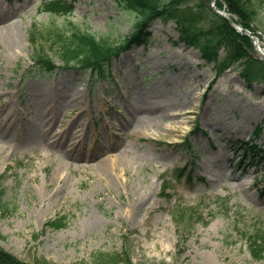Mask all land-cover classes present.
Segmentation results:
<instances>
[{
	"label": "rangeland",
	"instance_id": "374dc122",
	"mask_svg": "<svg viewBox=\"0 0 264 264\" xmlns=\"http://www.w3.org/2000/svg\"><path fill=\"white\" fill-rule=\"evenodd\" d=\"M41 2L0 0V18L23 37L15 54L0 31V192L8 209L0 213V246L33 264H264L249 246L264 234L262 85L246 83L241 64L217 76L218 64L163 20L147 27L146 46L113 62L106 81L62 67L32 73V30L62 65ZM253 4L264 45V0ZM69 20L112 43L136 27L114 0H76ZM178 102L190 104L188 118H169ZM106 147L122 164L90 161ZM201 156L200 164L215 160L207 172L190 167ZM236 175L253 181L251 189ZM59 218L64 227H45Z\"/></svg>",
	"mask_w": 264,
	"mask_h": 264
},
{
	"label": "trees",
	"instance_id": "16d2710c",
	"mask_svg": "<svg viewBox=\"0 0 264 264\" xmlns=\"http://www.w3.org/2000/svg\"><path fill=\"white\" fill-rule=\"evenodd\" d=\"M189 0H115L123 10L131 12L137 17L136 30L132 36L115 45L108 39H97L94 34L82 32L78 29L71 38H66L65 32L55 27L49 34H53L52 46H56V53L65 69H81L91 71L96 78H106L107 65L113 56H118L122 49L134 42H141L147 33L144 27L155 19L175 20L180 30V40L190 46L198 48L207 62L218 64L219 73L228 70L236 64L242 65L241 76L250 85L253 83L264 86V62L257 59L254 47L249 37L239 34L224 18L214 14L211 9L204 8V1L200 0L196 7L183 8ZM58 7L60 5H57ZM217 7L226 9L236 16L244 28L253 30V23L257 18V10L253 0H218ZM64 13V11H59ZM202 24L200 28L196 25ZM31 41L36 50L33 57L34 71L50 74L58 69L53 56L47 54V49L38 44L35 34ZM221 52H225L223 60ZM0 192V212L7 209L2 204ZM50 227L63 225L59 218L48 223ZM252 256L257 260H264V234H257L250 243ZM0 264H27L20 261L13 254L0 247Z\"/></svg>",
	"mask_w": 264,
	"mask_h": 264
},
{
	"label": "bare ground",
	"instance_id": "6f19581e",
	"mask_svg": "<svg viewBox=\"0 0 264 264\" xmlns=\"http://www.w3.org/2000/svg\"><path fill=\"white\" fill-rule=\"evenodd\" d=\"M0 25L1 27V33L4 37V41H5V49H7V51H12V52H16L15 54H18V52L20 51V49H23V37L22 34L20 32L19 26L17 24H15V22H11V20L9 19H5V18H0ZM9 48V49H8ZM257 49L259 50V52L261 54L264 55V46L261 45L260 42L257 41ZM19 50V51H18ZM18 51V52H17ZM55 88V87H54ZM49 91H53V89L49 90ZM50 103H52V109L53 112L56 113V115H58V108H57V101L52 97ZM174 105L172 106V108H175L174 110L176 111L175 115H170L169 118H188V116L192 113V109L190 108V104L189 105H184L181 102L178 103H173ZM152 111V110H150ZM130 123V122H129ZM127 123V124H129ZM111 127V126H110ZM114 129V127H113ZM159 130H163L164 127L163 126H158ZM112 131V130H111ZM216 131H221L220 128H217ZM223 137H226V134L223 133ZM106 149V150H105ZM104 149V152L99 153V155H93L90 158V161L92 160H98L99 163L98 164H105L107 162H111L112 166L114 167L115 164L120 163L122 164V160L119 158V156H112L110 154V150L108 149V147H106ZM206 149H203V151H205ZM110 156H112L110 158ZM75 158V160L77 161H85L84 158L82 157H73ZM108 158H110L108 160ZM225 159L223 160L221 156L217 157V164H221L223 165ZM211 163L209 161H206L203 163V167L206 170V172L208 171L207 169H209ZM211 172H213L212 170H210ZM120 174L122 175V169L120 170ZM235 179L240 183V185L245 189V190H250L252 187V183L249 180H246L244 178H242V176L236 175Z\"/></svg>",
	"mask_w": 264,
	"mask_h": 264
},
{
	"label": "water",
	"instance_id": "95a60500",
	"mask_svg": "<svg viewBox=\"0 0 264 264\" xmlns=\"http://www.w3.org/2000/svg\"><path fill=\"white\" fill-rule=\"evenodd\" d=\"M214 11H215L219 16L226 18V19L230 22V24H232L233 26H235V28H236V30H237L238 32L243 33V31H242V30H243V27H242V25H241L239 22H235V21L229 19V18L225 15V13L220 12V11H218V10L215 9V8H214ZM244 34L247 35V36H250L249 33H248V31H246V30H245Z\"/></svg>",
	"mask_w": 264,
	"mask_h": 264
}]
</instances>
